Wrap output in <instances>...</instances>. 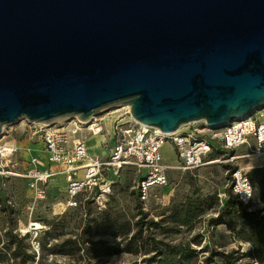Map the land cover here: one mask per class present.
<instances>
[{"label": "water", "instance_id": "1", "mask_svg": "<svg viewBox=\"0 0 264 264\" xmlns=\"http://www.w3.org/2000/svg\"><path fill=\"white\" fill-rule=\"evenodd\" d=\"M112 105L166 134L262 109L264 0H0V139Z\"/></svg>", "mask_w": 264, "mask_h": 264}, {"label": "rangeland", "instance_id": "2", "mask_svg": "<svg viewBox=\"0 0 264 264\" xmlns=\"http://www.w3.org/2000/svg\"><path fill=\"white\" fill-rule=\"evenodd\" d=\"M260 110L259 116L264 114V107ZM122 111L125 109L110 106L102 109L101 116L108 119L105 123L107 130L114 121L111 117L117 119ZM65 125L67 123L57 127ZM31 126L41 127L30 124L26 118L5 125L1 144L17 143L23 149L32 148L33 154L38 155V141L30 133ZM82 126L86 128L87 125ZM201 126L202 123L198 122L191 128L201 129ZM83 137H88V148L94 156H105V149L101 147L102 137L90 136L87 129L73 135L70 140ZM216 146L220 149L219 144L216 143ZM174 152L170 144L165 146L163 155L166 164L176 165ZM22 153L21 158L26 159V152ZM215 159L220 161L198 170H172L170 183L149 188L147 200H142L139 192V183L146 171H141L135 161H130L119 171H105L98 185L81 192L74 199L67 192L62 174L50 179L43 198L36 196L24 178H0V264H18L11 258V252L6 251L10 234L22 238L23 244L36 255V261L28 264H149L152 255L145 252L138 255L114 254V248H123L126 243L124 237L116 235L112 227L114 219L118 217L131 223L145 219V224L148 221L157 224L165 218L169 222L173 207L184 205L195 191L214 196V208L194 222L193 230L184 228L179 233H167V223L162 228L165 233L160 232L162 229L158 230L160 241L172 240L184 245L193 241L191 246L197 250L198 256L192 259L177 257L175 262L253 264L255 257L247 254L254 251L250 241L256 237L255 231L239 219L237 208L226 206V202L235 195L234 172L242 171L248 175L254 191L252 202L243 205L249 212L264 216V160L254 156L247 147L228 152L216 149L208 160ZM54 168L56 170L57 167ZM17 172H23V167H19ZM60 178H63L62 182ZM236 200L233 198L231 202ZM220 212L224 214V223L208 225L209 220L216 218ZM32 222L40 223L43 228L34 230ZM194 239L202 243L197 245ZM216 251L221 256H215Z\"/></svg>", "mask_w": 264, "mask_h": 264}, {"label": "built area", "instance_id": "3", "mask_svg": "<svg viewBox=\"0 0 264 264\" xmlns=\"http://www.w3.org/2000/svg\"><path fill=\"white\" fill-rule=\"evenodd\" d=\"M260 111L231 122L221 129H212L202 121L201 129L191 128L196 124L192 123L188 130L170 134L138 123L132 117L130 108L119 113L117 119L111 117L114 121L107 130L105 123L108 119L101 116V112L89 124L74 119L65 121L67 125L60 127L57 125L64 123L31 126L30 133L38 141V155L33 154L32 148L23 149L17 143L1 144L2 137L5 136L3 128L0 139V178H24L31 189H34L36 196L43 198L50 179L62 174L67 183V192L74 199L81 192L98 185L105 171H119L130 161H135L141 171H146L145 178L139 183V191L142 200H147L149 188L167 186L170 183L169 174L172 170L194 171L219 162L220 159L208 160L216 149L228 152L247 147L254 156L264 160V114L259 116ZM69 123L73 124L72 128ZM82 125L87 126L83 128ZM83 129H87L90 136L102 137L104 157L94 156L89 151L88 137L70 140ZM216 143L220 145V149ZM167 144L175 151V166L164 161L163 149ZM23 151L26 152V159L21 158ZM84 161L89 163L82 167ZM21 166L23 172H17ZM82 169L83 177L79 178ZM233 175L235 195L241 203L249 205L253 200L254 191L248 175L242 171H235Z\"/></svg>", "mask_w": 264, "mask_h": 264}, {"label": "trees", "instance_id": "4", "mask_svg": "<svg viewBox=\"0 0 264 264\" xmlns=\"http://www.w3.org/2000/svg\"><path fill=\"white\" fill-rule=\"evenodd\" d=\"M144 178L145 176H143L141 180ZM233 198L237 199L234 203L231 202V199ZM212 201H214V196L204 195L195 191L192 197L189 196L187 198L184 205L179 204L173 207L169 222L163 218L157 224H153L149 221L145 224V219L136 223H131L128 220L116 217L114 219L115 221H113L112 227L115 229L116 235L124 237V242L126 243L123 248H114V254L129 253L138 255L139 253L145 252L152 255L151 259L148 260L149 264H182L175 262L177 257L180 259L195 258L198 256V252L191 246V242L193 241H189L185 245L182 243H173L172 240H169L168 242H165L164 240L160 241L158 239L159 233H165L164 229H162L164 223L168 224L167 228L169 230L167 233H179L184 228H187V230H193L194 222L214 208ZM226 206L237 208L239 219L246 222L255 231L256 237L250 241L254 251H249L247 256L255 257L253 264H264V216H260L253 211L249 212L243 203L238 200L236 195L230 197L226 202ZM223 223L224 214L220 212L216 218L209 220L208 225L213 226ZM159 229L162 230L159 232ZM133 231H135V233L130 236ZM8 237L9 247L6 251L11 252V258L15 262H18V264H28L30 261H36V255H33L29 247L23 244L22 238L13 234L8 235ZM194 240L197 245L202 243V241L197 242L196 239ZM203 249H201V252ZM215 254V256H221V253L217 251ZM208 263V261L204 262V264Z\"/></svg>", "mask_w": 264, "mask_h": 264}, {"label": "bare ground", "instance_id": "5", "mask_svg": "<svg viewBox=\"0 0 264 264\" xmlns=\"http://www.w3.org/2000/svg\"><path fill=\"white\" fill-rule=\"evenodd\" d=\"M111 108H115V109H120V108H123V109H126V110H129V107L128 106H121V105H112V106H110ZM95 116H93L92 117V119L94 118ZM91 119V120H92ZM90 120V121H91ZM55 123H60V122H62V123H64V120L63 119H60V118H58V119H55V120H53ZM90 121H87V122H85V124H89L90 123ZM54 122H51V123H48L49 125L50 124H54ZM193 123H198V122H193ZM33 124H35V125H42V124H44V123H42V122H40V123H38V122H33ZM70 124V128H72V123H69ZM192 124V123H191ZM189 125L190 124H187V125H184V126H182V127H180V129L178 130V132H183V131H186V129L189 127ZM95 136H97L98 137V135H95ZM27 150H31V148L30 147H27ZM89 163V161H84L83 163H82V167H85L87 164ZM78 177L79 178H82L83 177V169L82 170H80V173H79V175H78ZM63 181V178H60V182H62ZM52 183L54 184V183H56V181H52ZM56 187V186H55ZM54 188V187H53ZM31 227L34 229V230H37V229H41V228H43V226L40 224V223H35V222H32L31 223Z\"/></svg>", "mask_w": 264, "mask_h": 264}]
</instances>
